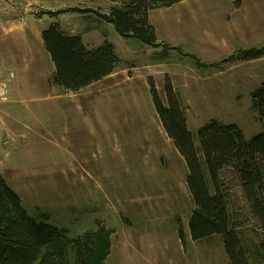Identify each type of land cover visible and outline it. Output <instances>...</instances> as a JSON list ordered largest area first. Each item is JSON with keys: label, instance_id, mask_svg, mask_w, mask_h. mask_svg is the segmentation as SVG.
Instances as JSON below:
<instances>
[{"label": "rangeland", "instance_id": "1", "mask_svg": "<svg viewBox=\"0 0 264 264\" xmlns=\"http://www.w3.org/2000/svg\"><path fill=\"white\" fill-rule=\"evenodd\" d=\"M115 3L0 0V14L5 7L10 16L7 28L14 27L0 34L6 80L15 76L11 88L38 85L14 94L13 112L0 130V173L32 217L65 229L71 238L100 227L114 230L107 264H230L220 235L191 238L195 204L187 186L188 166L163 129L150 79L165 105L170 79L194 132L212 119L237 124L247 139L263 132L252 93L264 82V57L251 63L223 60L264 47V0H183L151 11L159 42L176 47L169 49L170 64L158 57L163 45L127 40L100 17L109 15ZM53 23L81 35L88 48L117 40L133 60L122 58L111 78L90 88L71 92L55 86L50 83L55 65L42 39ZM224 40L225 50L209 51V45L222 46ZM185 52L214 62L190 63L195 59ZM201 68L206 71L199 72L202 81ZM3 82L0 98L7 100ZM222 180L238 230L247 243L258 244L264 236L248 210L239 177L225 169Z\"/></svg>", "mask_w": 264, "mask_h": 264}, {"label": "trees", "instance_id": "2", "mask_svg": "<svg viewBox=\"0 0 264 264\" xmlns=\"http://www.w3.org/2000/svg\"><path fill=\"white\" fill-rule=\"evenodd\" d=\"M116 2L102 19L114 25L124 38H136L146 46H164L159 58L169 57L160 43L150 12L183 0H111ZM61 13V12H60ZM46 51L55 65L50 83L78 92L115 72L122 62L115 44L106 40L88 48L81 35H72L59 23L42 32ZM179 49V48H178ZM198 64L200 60L191 54ZM264 57V47L241 50L223 62ZM168 104L162 101L150 79L151 93L164 131L188 166L187 186L195 204L189 220L192 240L220 235L230 264H264V239L247 243L232 215L228 190L222 180L225 169L239 177L248 210L264 236V130L247 139L237 124L210 120L196 132L189 128L180 97L167 77ZM253 104L264 124V82L252 93ZM180 222V238L186 237ZM114 230L100 227L78 238L65 229L39 222L23 206L20 195L0 173V264H106Z\"/></svg>", "mask_w": 264, "mask_h": 264}, {"label": "crops", "instance_id": "3", "mask_svg": "<svg viewBox=\"0 0 264 264\" xmlns=\"http://www.w3.org/2000/svg\"><path fill=\"white\" fill-rule=\"evenodd\" d=\"M178 4V3H177ZM176 5V4H175ZM174 5V6H175ZM9 8V7H8ZM3 9V12H4V14H0V34H4V36H6V34L7 33H11V31L14 29V27H11L10 25H9V27L7 28V23L9 22V19H10V16H9V14H6V8L5 7H3L2 8ZM153 11H156V10H153ZM152 11V12H153ZM151 21V20H150ZM61 24H62V27L64 26V23L63 22H61ZM246 29V31H248L249 32V26L248 27H246L245 28ZM157 32V31H156ZM236 32V31H235ZM118 33V32H117ZM115 37H116V35H115ZM157 37H158V34H157ZM117 38V37H116ZM84 39V38H83ZM131 38H127V40H130ZM116 40V39H115ZM158 40H159V37H158ZM113 44H115V46H116V49H117V52H118V54L120 55V58H121V60H122V58H126V59H130V60H133V57H131V55L130 54H132V53H130V52H127V51H123L122 49H121V47L118 45V42H117V40H116V43L115 42H113L112 40H110ZM215 43V42H214ZM227 42H226V40H224V42H223V45L222 46H220V44L219 43H215L214 44V46H211V45H209V47H210V49H209V51H213V50H219V51H222V50H225V44H226ZM204 46H207L205 43L203 44ZM122 46V45H121ZM123 47V46H122ZM185 54H187L186 52H185ZM187 56V55H186ZM222 56H224V55H222ZM192 57V56H191ZM1 58H2V55L0 54V61H1ZM5 58V57H4ZM13 58V62H14V64L16 65L17 64V59H16V57H12ZM168 58V59H167ZM167 58H164V59H166V60H162V63H165V64H170L171 62H173V58H172V56H170L169 55V57H167ZM184 58H187V57H184ZM192 58H194V57H192ZM6 61H7V63H8V65L10 66V61H9V58L8 57H6ZM195 59V58H194ZM198 59L201 61V63L203 62H205V64L207 63V64H212V63H210V62H214V61H210V60H203V59H200L199 57H198ZM183 60V59H182ZM189 60H190V63H194V64H198V62H197V60L195 59V61L193 60V59H190L189 58ZM260 60V59H259ZM261 60H263V59H261ZM169 61V62H168ZM180 62H184V61H180ZM251 62H255L254 60L253 61H250L249 63H251ZM11 67V66H10ZM2 69V70H1ZM30 70V69H29ZM12 71V70H11ZM0 72L1 73H3L2 75L3 76H5L4 77V80H2L1 79V81L3 82V81H6V86H5V89H6V91H7V97H8V99L7 100H2L1 98H0V130L2 129L3 130V128H5L4 127V125H5V118L7 117V116H9V115H11L12 114V112H13V104H15L16 103V100H14V94H16V93H25V91L26 90H35L34 88H38V85H36L35 87H33V85L32 84H29V85H27L26 87H24V89H20L19 88V86H14V88H11L12 87V82H13V80H14V78H15V76H14V78L13 79H7L6 80V74H5V72H4V70H3V68L1 67V65H0ZM199 72H200V74L201 73H204V74H206V71L205 70H203L202 68L201 69H199L198 71H197V74L199 75V80L200 81H202V79H201V77H200V74H199ZM113 75V74H112ZM112 75H110V76H108V77H106V78H104L103 80H107V79H109V78H111V76ZM206 76H210V75H206ZM153 79H154V77H153ZM205 79H207V78H205ZM102 80V81H103ZM203 82H204V80H203ZM4 83V82H3ZM98 83V82H97ZM97 83H94V84H92L91 86H93V85H95V84H97ZM46 86V85H45ZM91 86H89L88 88H90ZM2 90V87H0V91ZM8 103H10V104H8ZM15 119V118H14ZM13 119V120H14ZM0 137L1 138H3L4 137V134L2 135V134H0ZM3 143L4 142H0V145H3ZM188 175V170H187V168H186V176ZM186 178V177H185ZM111 239H112V236H111ZM112 246H113V243H112ZM111 252H112V249H111ZM111 256V254L109 255V257ZM108 257V258H109ZM108 260V259H107ZM107 264V263H106Z\"/></svg>", "mask_w": 264, "mask_h": 264}, {"label": "built area", "instance_id": "4", "mask_svg": "<svg viewBox=\"0 0 264 264\" xmlns=\"http://www.w3.org/2000/svg\"><path fill=\"white\" fill-rule=\"evenodd\" d=\"M2 85L1 81H0V86Z\"/></svg>", "mask_w": 264, "mask_h": 264}]
</instances>
